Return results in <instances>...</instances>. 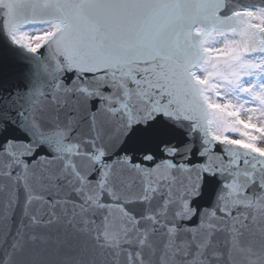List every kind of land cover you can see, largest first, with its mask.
I'll list each match as a JSON object with an SVG mask.
<instances>
[{"label": "snow or ice", "instance_id": "obj_1", "mask_svg": "<svg viewBox=\"0 0 264 264\" xmlns=\"http://www.w3.org/2000/svg\"><path fill=\"white\" fill-rule=\"evenodd\" d=\"M0 264H264V0H0Z\"/></svg>", "mask_w": 264, "mask_h": 264}]
</instances>
